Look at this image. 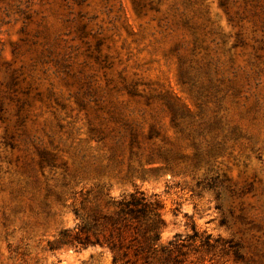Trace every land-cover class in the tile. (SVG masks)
<instances>
[{
  "label": "rangeland",
  "instance_id": "374dc122",
  "mask_svg": "<svg viewBox=\"0 0 264 264\" xmlns=\"http://www.w3.org/2000/svg\"><path fill=\"white\" fill-rule=\"evenodd\" d=\"M0 264H264V0H0Z\"/></svg>",
  "mask_w": 264,
  "mask_h": 264
},
{
  "label": "trees",
  "instance_id": "16d2710c",
  "mask_svg": "<svg viewBox=\"0 0 264 264\" xmlns=\"http://www.w3.org/2000/svg\"><path fill=\"white\" fill-rule=\"evenodd\" d=\"M113 204L116 208L115 213L102 216L103 221L101 222L110 228V236L113 238L110 241L111 248L114 250L124 247V241L127 237L132 236L130 242L136 241V255L144 252L147 254L156 253L158 251L156 242L160 239V229L164 224L161 203L152 197L149 199L144 191L137 190L130 193L129 197L114 200ZM137 223L144 225L142 240L134 236L139 231ZM133 246L128 244L124 249L128 250ZM117 258L118 256L115 255L114 262L117 261Z\"/></svg>",
  "mask_w": 264,
  "mask_h": 264
}]
</instances>
